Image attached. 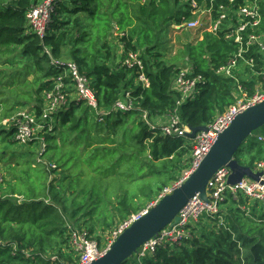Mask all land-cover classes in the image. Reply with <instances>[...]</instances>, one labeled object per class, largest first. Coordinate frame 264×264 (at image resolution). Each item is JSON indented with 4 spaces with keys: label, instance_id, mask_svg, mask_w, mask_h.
Wrapping results in <instances>:
<instances>
[{
    "label": "trees",
    "instance_id": "16d2710c",
    "mask_svg": "<svg viewBox=\"0 0 264 264\" xmlns=\"http://www.w3.org/2000/svg\"><path fill=\"white\" fill-rule=\"evenodd\" d=\"M41 1L8 0L6 4L0 3V53L13 55L10 63H14L17 57L25 60L28 63L26 77L41 74L33 82L26 78L10 82L3 81L1 72L0 87H15L24 92L33 103L32 110L41 118L44 95L53 91L57 80L65 75L64 68H54L53 59L74 62L90 80L97 96L98 111L80 101L70 102L48 119L53 127L51 133L67 129L73 137L76 131L80 132L70 142L75 148H80L81 134L87 133L88 140H91L89 136L94 131L98 139L96 142L102 147H94L93 150L89 147L91 144H86L82 154L92 153L91 159L86 160L85 164L106 177L115 175L123 165H132L133 177L137 178L160 175L161 171H155V163L162 161L175 163L179 171L188 168L183 163L189 158L191 161L193 141L164 137L159 129L152 130L143 121L144 113L151 121H165L177 111L181 124L188 128L208 126L236 103L239 85L253 94L255 85L261 80L253 78L247 67L245 74H236L239 84L218 73L239 51L238 45L226 39V29L232 25L227 21L221 32H203L196 44L189 43L184 47L182 54L191 71L188 78L201 76L204 83L198 85L195 97L183 101L182 92L175 87L180 69L176 64L165 65L164 57L159 52L164 32L192 19L190 9L181 5L179 0H59L44 39L32 33L27 20L31 8ZM198 1L201 3L202 0ZM244 1L238 0L235 8ZM81 15L89 18L95 36L88 32V26L81 23ZM213 16L217 19L215 11ZM234 23H237L236 17ZM260 31L264 34V3ZM113 36H116L124 50L123 60L120 59L115 68L111 66L115 65V54L110 46ZM98 44H102L100 49H96ZM46 49L51 52V57ZM131 54L137 56L141 66L137 62L127 64ZM250 56L255 58L257 70L260 71L264 56L256 51L251 52ZM248 74L250 81L247 80ZM141 75L148 80V87L139 81ZM126 95L133 101L135 109L127 113L119 111L105 114L120 100H124ZM17 104L25 106L27 103ZM102 114V121H98L97 115ZM92 116L98 121L95 124L90 123ZM103 131L112 134L108 144L100 139ZM14 134L15 129L8 130V136L13 138ZM253 138V142L258 140ZM45 140V144H50L57 138L46 137ZM249 141L234 158L241 166L257 171L258 164H264V152L259 151L250 160L241 157L246 156L242 150L249 145ZM50 146H47V151L52 150ZM147 149L150 150L149 159L145 157ZM249 152L253 156V148ZM145 160L147 163L143 164ZM101 197L97 193L91 194L89 201L93 207L90 209V205L87 208L89 217L96 213L102 203ZM248 201L244 196H239L238 200L230 198L221 208L220 217L223 216V221H216L220 227L203 229L198 234L190 228V237L182 240L180 246L166 243L146 258L143 264H264V214L257 216L250 207L260 203L249 205ZM122 206L120 202L119 214L124 220L133 211L126 202ZM249 209L251 213L247 215ZM78 223L79 220L75 224ZM67 226L70 227L58 208L44 201L30 199L20 206L12 199L0 198V264H57L52 263L46 254L54 250L55 246H69L73 227L69 229ZM82 228L83 225H78V229ZM72 257L66 256L67 263L59 264H76ZM134 261L133 257L125 264Z\"/></svg>",
    "mask_w": 264,
    "mask_h": 264
},
{
    "label": "built area",
    "instance_id": "2783aa9c",
    "mask_svg": "<svg viewBox=\"0 0 264 264\" xmlns=\"http://www.w3.org/2000/svg\"><path fill=\"white\" fill-rule=\"evenodd\" d=\"M238 0H179L181 5L188 7L192 15V19L185 21L184 25L187 30H201L211 34H217L222 31L225 22L229 21L232 25L226 29V39L239 46V51L229 60L226 66H222L218 73L228 79H234L236 84L238 79L236 74H245L246 67L253 78H261L260 82L255 85L254 93L249 94L247 88L239 85L236 91L238 97L236 103L229 107L223 114L218 115L215 120L208 126V131L205 133H198L193 141V152L190 161V170L186 177L173 186L165 189L157 198L156 202L148 206L145 210L132 216L128 220L120 223L104 237V244H99L93 240L89 232L83 231L76 233L73 229L70 233V241L67 249L74 250L73 257H76V264H92L94 261L101 259L113 246L115 241L131 227L132 224L147 215L149 210L155 207L159 201L165 196L170 195L173 190L178 188L185 180L199 167L203 159L210 152L212 147L218 140L219 135L229 128L233 120L246 111L250 107L257 106L264 102V60L261 61V69L257 70V63L251 52H258L264 56V34L260 31L263 23V3L264 0H245L237 9L235 4ZM59 0H43L39 4L31 8L27 14V20L31 31L38 38L44 39L49 31L52 18L57 9ZM217 19L214 18L213 12ZM235 17L237 23H234ZM196 19V20H195ZM46 53L51 57V52L46 49ZM249 55V57H248ZM137 56L131 54L127 64L136 63ZM139 66L141 64L137 62ZM55 69L65 70V75L61 77L54 85V90L44 95L43 115L38 118L35 111H18L9 119L0 123V126L8 131L15 129L13 140L19 146H28L29 144L39 139L40 131L35 129L38 127L41 132L52 129L48 119L52 117L60 108L66 107L73 101L83 102L94 111H98V100L96 93L91 87L90 80L81 73L79 67L70 61L54 60L52 62ZM131 67V66H130ZM191 76L190 69L180 71L175 80V87H177L183 94V101L188 98H193L197 94L198 85L204 83V79L198 76L189 79ZM247 80H250V75H247ZM139 81L146 87L149 86L148 80L144 75L140 76ZM72 98V99H71ZM134 103L126 95L124 100H120L111 110L105 114L113 112L127 113L134 108ZM103 115H97L98 120L102 121ZM143 121L152 129H159L164 137L171 139H188L187 134L189 128L181 124L178 112L175 111L165 123H157L151 121L144 113ZM258 142H264V136L257 137ZM191 140V139H189ZM44 149L38 155L40 165H45L48 170L56 169L53 165H48L43 161L47 146L43 141ZM264 172V164L260 163L257 166L256 172ZM230 170L223 168L210 180L207 187V197L209 203H205L198 197L192 199L180 212V222L168 227L160 233V235L146 243L139 253L134 256V264H143L144 260L153 255L157 249L166 244L173 243L179 245L182 240L190 237V226L192 221H198L200 218L207 216H221V208L223 203L230 198L238 200L239 196H244L252 202L264 204V186L258 183L245 179L239 185L231 187L228 184ZM264 181V176L262 178ZM5 182L4 175L0 170V186ZM81 232V231H80ZM106 239V240H105ZM102 241V242H103ZM101 242V243H102ZM70 252V251H69Z\"/></svg>",
    "mask_w": 264,
    "mask_h": 264
},
{
    "label": "rangeland",
    "instance_id": "374dc122",
    "mask_svg": "<svg viewBox=\"0 0 264 264\" xmlns=\"http://www.w3.org/2000/svg\"><path fill=\"white\" fill-rule=\"evenodd\" d=\"M7 1L8 0H0V3L3 5L6 4ZM79 20L82 24L88 26V32L92 36H95L91 28V22L88 21L89 18H86L85 15H81ZM202 35L201 30H187L184 24L174 25L167 29L161 36V46L159 50L160 54L164 57L163 62L165 65L170 66L171 64H176L180 71L190 69L186 64V59L182 51L187 44H196L202 38ZM101 46L102 44L96 45V49H100ZM110 46L115 54V65L111 64V66L115 68L117 62L122 59L124 50L117 41L116 36H113L112 40H110ZM10 59H13V55L9 56L8 54L3 55L0 53V73H3V81L8 80L11 82L26 78L28 79L27 81L33 82L36 81L38 77H41L40 73L35 77H30V75L26 77V73H28V63H26L25 60H21L19 57L15 58L14 63H10ZM6 60H8V62H5ZM16 61L18 62L16 63ZM29 100L30 98L25 96L24 92L19 91L15 87H0V123L9 119L18 111L26 110L33 112L31 109L33 103ZM17 103L27 104L25 106H20ZM80 113L81 111L78 112L77 116H79ZM96 121L93 116L90 117V123L95 124ZM154 122L161 124L165 123L166 120ZM90 123H88V126H90ZM35 129H38L41 133L39 139L29 146H19L15 143L12 136H8V131L0 126V170L5 179L4 184L0 186V198L12 199L20 206L29 202L30 199H32V201L35 200V202L44 201L48 205H53L58 208L60 214L65 217L70 227H73L72 229H78V225H83V228L77 230L76 233L82 234L83 231L87 232L89 230L90 233L93 234L91 238L99 244H104L105 241H103V239L106 234L116 227V225H108L109 227L105 226L109 222H112V219L117 221L118 224V221L124 222V220L126 221L132 216L142 212L148 206L156 202L159 195L165 189L172 188L181 182L190 170L189 158L187 162L183 163V165L189 167L182 171H179L176 164L173 162L162 161L155 163V171H161V173L160 175H155L157 177L154 178L133 177L134 172L131 169L132 165H123L121 167L122 169L115 175L106 177L104 174L94 172V168L90 169L89 166L85 164L86 160L89 161L91 159L92 153L82 154V149L86 144H91L89 147L93 150L94 147H102L96 142L98 139H96L94 131H92L89 136L91 140H88L87 133L85 135L81 134L82 145L80 148H75L70 142H72L73 138L77 137L78 134L80 135L78 131H76L77 133L72 137L67 129L57 130L53 133H51L53 131L52 129L43 132H41V129L38 127H35ZM259 133L264 135V127L249 138V145L242 150L246 154V156L241 155L242 159L250 160L256 157L259 151L264 152V142H258V140L253 142V137L257 138ZM46 137L57 138L56 141L50 144L46 143V146L51 145L50 147L52 150L45 151L42 161L44 163L46 162L48 165L51 164L57 167L55 170L51 171L48 170L45 165L38 164V155L39 152L41 151V154L44 149L43 141ZM100 139L108 144L112 139V134H105L103 131L100 134ZM251 148L254 150V152H252L253 156L249 152ZM149 151L150 150L147 149L146 159H149ZM263 157L264 154L262 158ZM145 163H147L146 160L143 164ZM146 174H148V171H146ZM174 177L176 179H173ZM92 193L100 194V196H102V203L98 206L94 216L89 217L87 208L90 205V209L93 207L89 201ZM120 202L121 207H123V202H126V205L133 211L132 215L124 220L119 214ZM248 204L253 205L254 203L248 201ZM250 207L255 210L257 216L264 214V204ZM75 212L77 214L75 218H73ZM246 212L248 213L247 215H249L250 209ZM220 219L223 221V216H204L198 221H192L190 226L191 231L194 230V233L198 234L203 229L209 230L214 227L218 228L221 225L216 221H221ZM78 220L80 223L75 224ZM71 252L74 254V250L67 249L66 246L63 248L55 246L54 250L48 251L46 256L50 257L52 263H67L65 257ZM72 258L77 261L76 257Z\"/></svg>",
    "mask_w": 264,
    "mask_h": 264
},
{
    "label": "water",
    "instance_id": "95a60500",
    "mask_svg": "<svg viewBox=\"0 0 264 264\" xmlns=\"http://www.w3.org/2000/svg\"><path fill=\"white\" fill-rule=\"evenodd\" d=\"M264 127V102L250 107L233 120L228 129L222 132L215 145L203 159L199 167L170 195L165 196L147 215L131 225L113 244L111 249L92 264H125L139 253L149 241L157 238L168 227L180 222L179 214L194 198L209 203L207 187L210 180L223 168L230 170L228 184L235 187L248 179L264 186V172L253 171L241 166L234 158L235 154L258 130ZM202 126L189 128L188 139H194L198 133L207 132Z\"/></svg>",
    "mask_w": 264,
    "mask_h": 264
},
{
    "label": "crops",
    "instance_id": "0c3cea01",
    "mask_svg": "<svg viewBox=\"0 0 264 264\" xmlns=\"http://www.w3.org/2000/svg\"><path fill=\"white\" fill-rule=\"evenodd\" d=\"M248 81H250V80H248ZM31 109H32V108H31ZM258 135H259V136H264V135L261 134V133H259ZM113 222H114L115 224H114ZM121 222H123V221H118V224H117V221H112V222H109L107 225H111V226H112V225H116V226H117V225H119ZM108 227H109V226H108ZM94 234H95V232H94ZM92 237H93V234H92Z\"/></svg>",
    "mask_w": 264,
    "mask_h": 264
}]
</instances>
